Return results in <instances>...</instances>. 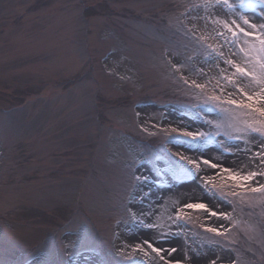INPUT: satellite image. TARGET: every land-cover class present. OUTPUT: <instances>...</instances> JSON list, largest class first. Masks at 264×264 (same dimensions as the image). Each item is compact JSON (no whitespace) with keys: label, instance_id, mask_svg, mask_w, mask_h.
<instances>
[{"label":"rangeland","instance_id":"rangeland-1","mask_svg":"<svg viewBox=\"0 0 264 264\" xmlns=\"http://www.w3.org/2000/svg\"><path fill=\"white\" fill-rule=\"evenodd\" d=\"M233 18L204 0H0V264H264V191L225 187L241 193L228 204L202 187L233 184L219 169L180 171L264 170V140L232 154L236 119L207 101L218 69L200 38L220 43L215 21ZM158 233L177 251L142 244Z\"/></svg>","mask_w":264,"mask_h":264},{"label":"snow or ice","instance_id":"snow-or-ice-1","mask_svg":"<svg viewBox=\"0 0 264 264\" xmlns=\"http://www.w3.org/2000/svg\"><path fill=\"white\" fill-rule=\"evenodd\" d=\"M225 9V14H231L233 19H217L215 22L224 30H216V37L220 43L207 45L206 38L201 37L200 42L206 47L208 61L215 64L218 69L216 82L212 83V78L208 77V84H212L213 94L207 97V101L213 108L226 116H234L236 119L235 135H229V139L238 141L234 145L235 151L232 154L247 153L251 151L252 138L258 137L264 140V23L257 24L248 18V14L238 13L233 0H204V6L210 7L212 4ZM264 5V0H238L240 9L248 8L256 19L264 20V9L256 11V5ZM233 56H239V62L233 59ZM207 62V61H206ZM226 67H220V63ZM231 69V71H229ZM200 75H205L203 70H199ZM193 86L203 90L208 84H197L192 82ZM231 89V91H228ZM240 117H244L241 119ZM207 123L211 124L212 121ZM220 123L216 124L217 129ZM184 135L190 137L193 141L199 139L203 143H208L211 133L187 132ZM260 151L252 153V158H259L261 165H264V144H259ZM225 151L228 149L221 144ZM190 167L183 168L185 175L196 176L202 171L201 164L212 170L219 169L217 175H223L225 180H231L232 185L222 184L218 189L211 180L202 181V187L207 193L217 195L225 203L231 204L228 195H241L240 192H223L225 187L243 189L244 191L262 192L264 184H259L257 178H264V170L249 171L242 173L240 170L233 171L224 168L220 163H213L208 159H189L182 157ZM147 180V178H144ZM253 182H257V187H250ZM188 209L202 210L210 217H219L230 219L227 213L216 212L209 209L205 203H189L184 206ZM140 215L145 218L151 215L150 212H141ZM179 219H183V212L177 214ZM175 222V221H174ZM151 230L155 225H147ZM222 227V226H221ZM206 231L222 235L220 229L209 227ZM175 237V233H158L154 238L142 241L151 250L159 255L162 252H176V248L170 250L163 247H155L156 243L163 245ZM139 250H143L141 245H137ZM147 255V253H145ZM163 259V256H160ZM168 264H171L169 261ZM176 264H180L179 261Z\"/></svg>","mask_w":264,"mask_h":264}]
</instances>
